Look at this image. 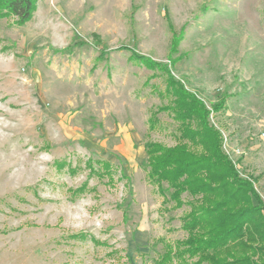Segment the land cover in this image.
<instances>
[{"label": "rangeland", "instance_id": "1", "mask_svg": "<svg viewBox=\"0 0 264 264\" xmlns=\"http://www.w3.org/2000/svg\"><path fill=\"white\" fill-rule=\"evenodd\" d=\"M130 52L224 98L210 122L264 204V0H40L0 19V264H157L185 239L191 206L144 165L146 142L175 144L168 113L148 129L165 75Z\"/></svg>", "mask_w": 264, "mask_h": 264}, {"label": "trees", "instance_id": "2", "mask_svg": "<svg viewBox=\"0 0 264 264\" xmlns=\"http://www.w3.org/2000/svg\"><path fill=\"white\" fill-rule=\"evenodd\" d=\"M38 1L0 0V19L10 17L22 26L32 19ZM129 58L165 75L160 93L165 104L150 114L148 129L157 127L160 112L168 113L175 124L174 145L144 144L147 180L173 209L191 206L184 216L185 239L165 244L156 263L264 264V204L253 187V178L240 176L235 162L223 151L219 128L210 122L211 114L223 109L224 98L208 107L166 64L134 52ZM97 163H101V171L89 162L90 171L109 176L110 163ZM84 188L85 184L76 190Z\"/></svg>", "mask_w": 264, "mask_h": 264}, {"label": "built area", "instance_id": "3", "mask_svg": "<svg viewBox=\"0 0 264 264\" xmlns=\"http://www.w3.org/2000/svg\"><path fill=\"white\" fill-rule=\"evenodd\" d=\"M262 136H264V134H262Z\"/></svg>", "mask_w": 264, "mask_h": 264}]
</instances>
